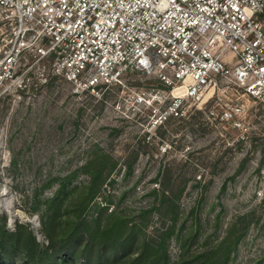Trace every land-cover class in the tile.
Masks as SVG:
<instances>
[{
    "label": "rangeland",
    "instance_id": "374dc122",
    "mask_svg": "<svg viewBox=\"0 0 264 264\" xmlns=\"http://www.w3.org/2000/svg\"><path fill=\"white\" fill-rule=\"evenodd\" d=\"M236 60L230 50L222 55L230 68ZM48 65L0 97L1 227L14 232L20 225L41 247L48 244L45 202L71 172L65 190L79 193L89 180L85 164L103 153L112 171L82 215L103 218L114 210L140 222L147 211L148 239L174 224L165 238L169 262L181 251L224 242L226 264H264V197L256 194L264 164L262 104L242 87L220 83L164 118L172 96L154 72L130 71L121 83L90 93L51 76ZM235 101L244 130L219 120ZM76 198L65 199L52 220L57 238L65 236ZM17 248L8 257L0 247V263L30 264Z\"/></svg>",
    "mask_w": 264,
    "mask_h": 264
},
{
    "label": "built area",
    "instance_id": "2783aa9c",
    "mask_svg": "<svg viewBox=\"0 0 264 264\" xmlns=\"http://www.w3.org/2000/svg\"><path fill=\"white\" fill-rule=\"evenodd\" d=\"M44 61L51 76L90 93L130 71L154 72L172 96L164 118L220 83L264 106V0H0V97L31 71L40 76ZM241 112L231 102L219 120L244 130ZM257 181L261 198L264 164Z\"/></svg>",
    "mask_w": 264,
    "mask_h": 264
},
{
    "label": "trees",
    "instance_id": "16d2710c",
    "mask_svg": "<svg viewBox=\"0 0 264 264\" xmlns=\"http://www.w3.org/2000/svg\"><path fill=\"white\" fill-rule=\"evenodd\" d=\"M107 163L110 166L105 168ZM85 167L89 180L80 189L81 193L70 196L73 191L65 190L66 182L69 183L75 175V172H71L60 180L56 194L45 202L50 209L49 214L44 216L48 244L41 247L31 233L20 225L14 232H7L0 226V247L5 256H11L18 245L20 257L30 264H226L227 251L224 242L199 252L181 251L176 261L169 262L165 238L172 233L174 224L169 225L154 239H148L142 232L147 211H141L140 222L114 210H110L103 218H87L82 215L96 196L105 177L112 171L113 162L108 155L96 153ZM68 197H77L76 212L69 221L65 236L57 238L53 234L52 220ZM20 227L25 232L23 238L20 237ZM137 239L139 243L134 250L133 245ZM4 240L10 242L4 244ZM7 264H12V261L9 260Z\"/></svg>",
    "mask_w": 264,
    "mask_h": 264
},
{
    "label": "bare ground",
    "instance_id": "6f19581e",
    "mask_svg": "<svg viewBox=\"0 0 264 264\" xmlns=\"http://www.w3.org/2000/svg\"><path fill=\"white\" fill-rule=\"evenodd\" d=\"M175 91H179V88H176Z\"/></svg>",
    "mask_w": 264,
    "mask_h": 264
},
{
    "label": "clouds",
    "instance_id": "9594fccd",
    "mask_svg": "<svg viewBox=\"0 0 264 264\" xmlns=\"http://www.w3.org/2000/svg\"><path fill=\"white\" fill-rule=\"evenodd\" d=\"M9 227H12L11 222H10V224H9Z\"/></svg>",
    "mask_w": 264,
    "mask_h": 264
}]
</instances>
